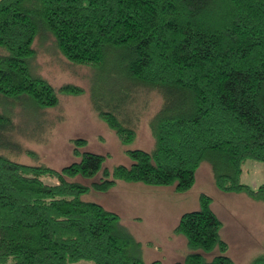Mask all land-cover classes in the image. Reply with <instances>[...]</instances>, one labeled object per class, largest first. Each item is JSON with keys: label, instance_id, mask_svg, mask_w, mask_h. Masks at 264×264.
Listing matches in <instances>:
<instances>
[{"label": "trees", "instance_id": "trees-1", "mask_svg": "<svg viewBox=\"0 0 264 264\" xmlns=\"http://www.w3.org/2000/svg\"><path fill=\"white\" fill-rule=\"evenodd\" d=\"M40 29L70 63L99 74L92 108L121 144L136 137L141 91L160 96L147 123L149 151L125 149L132 163L111 170L108 155L80 150L82 138L70 140L77 160L60 169L12 158L38 157L22 141L53 126L44 117L58 92H85L70 83L56 90L31 69ZM118 73L124 86H107L103 77ZM246 160L264 162V0H0V264H162L145 263L143 243L119 215L82 195L117 181L180 194L207 162L220 192L264 204V183L241 180ZM97 174L90 186L76 180ZM211 201L200 194L172 234L191 250L219 253H188L174 264H234ZM262 246L248 264H264Z\"/></svg>", "mask_w": 264, "mask_h": 264}, {"label": "rangeland", "instance_id": "rangeland-1", "mask_svg": "<svg viewBox=\"0 0 264 264\" xmlns=\"http://www.w3.org/2000/svg\"><path fill=\"white\" fill-rule=\"evenodd\" d=\"M36 52L30 62L31 69L41 74L58 90L63 83L81 86L82 95H66L58 92L57 106L47 109L44 121L48 127L37 132L39 136L22 141L26 148L33 149L38 155L31 158L25 154L12 156L18 162L33 165L46 164L60 169L66 164L76 161L72 154L71 139L82 138L87 144L80 150L96 154L108 155L104 167L111 170L116 165H130L132 162L125 149L138 148L149 151L153 145L149 128V118L160 107L161 99L156 93L143 94L141 100H147L145 108L140 112V120L136 124V137L132 144L123 145L117 140L114 132L106 124L97 119L90 101V90L99 74L87 66L70 63L56 49L50 32L40 29L33 42ZM110 73L117 71L111 68ZM106 74V73H105ZM107 86L115 83L124 86V80L118 73L103 77ZM142 108V107H141ZM133 110V109H132ZM134 111V110H133ZM42 126V125H41ZM241 180L252 188L264 183V162L246 160L242 165ZM100 175L85 179L80 176L83 184L90 186L98 181ZM47 183H55L51 178H44ZM194 185L186 192L177 194L172 187H152L140 183L117 181L112 189L98 192L93 188L83 194L85 201H94L111 212H116L121 223L133 234L136 240L143 243V260L149 263L159 260L162 264L182 262L188 253L199 252L207 260L219 253L216 247L212 252L200 249L191 250L186 246V239L172 234L180 215L199 208L198 197L205 193L211 197V209L222 222L220 237L228 245L226 255L233 259L234 264H248L250 257L261 251L264 242V204L255 202L239 193L220 192L214 184L212 173L207 162H202L195 174ZM151 242V246H146Z\"/></svg>", "mask_w": 264, "mask_h": 264}]
</instances>
